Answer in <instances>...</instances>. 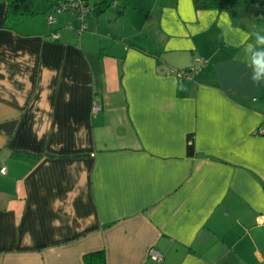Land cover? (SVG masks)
<instances>
[{
    "label": "crops",
    "instance_id": "0c3cea01",
    "mask_svg": "<svg viewBox=\"0 0 264 264\" xmlns=\"http://www.w3.org/2000/svg\"><path fill=\"white\" fill-rule=\"evenodd\" d=\"M88 2L80 34L49 6L7 25L0 0V264H264V83L243 51L264 22Z\"/></svg>",
    "mask_w": 264,
    "mask_h": 264
},
{
    "label": "trees",
    "instance_id": "16d2710c",
    "mask_svg": "<svg viewBox=\"0 0 264 264\" xmlns=\"http://www.w3.org/2000/svg\"><path fill=\"white\" fill-rule=\"evenodd\" d=\"M40 1L43 0H7L6 3L7 6L5 12L6 24L12 25L24 19L37 15L39 12L36 7ZM54 3L55 0L53 1V3L49 5L48 10L54 5ZM192 4L196 11L199 10L230 11L233 9H241L248 12L255 18L256 25H259L264 22V2L261 0H192ZM87 7H88V12L94 11L93 8L89 5V2L87 3ZM48 10L45 11V15L47 14ZM236 25L243 27V25L238 23H236ZM179 71L189 72L190 68L185 70L173 71V74L174 72H179ZM93 103L99 104L98 102H93ZM186 151L189 156L194 155L193 135H188L187 137ZM13 156L15 158L30 162L31 165H34L36 162L40 160V156L38 155L23 153V152L13 153ZM83 262L84 264H106L104 251L100 250L85 254L83 256Z\"/></svg>",
    "mask_w": 264,
    "mask_h": 264
},
{
    "label": "built area",
    "instance_id": "2783aa9c",
    "mask_svg": "<svg viewBox=\"0 0 264 264\" xmlns=\"http://www.w3.org/2000/svg\"><path fill=\"white\" fill-rule=\"evenodd\" d=\"M88 0H55L54 5L48 10L46 14V19L48 24H53L55 22V14L60 13H75L76 16L80 19L81 22V29L80 31H83L86 28V19L88 16V7H87ZM53 38H57V33L52 34ZM199 67H191L189 72L179 71L174 72V74L177 76V78L181 81L182 79H187L189 77H192L194 75ZM173 72V71H172ZM101 110V106L97 103H93L91 107V113L92 115H96ZM5 169L2 168L0 170L1 173H4ZM150 257L154 260H160L161 256L159 253L154 251L153 249L150 250L149 253Z\"/></svg>",
    "mask_w": 264,
    "mask_h": 264
},
{
    "label": "clouds",
    "instance_id": "9594fccd",
    "mask_svg": "<svg viewBox=\"0 0 264 264\" xmlns=\"http://www.w3.org/2000/svg\"><path fill=\"white\" fill-rule=\"evenodd\" d=\"M253 35H255V43H245L243 51L248 60V67L252 68L251 79L255 85L259 86L264 83V35L259 32ZM248 39L246 35L245 42Z\"/></svg>",
    "mask_w": 264,
    "mask_h": 264
},
{
    "label": "rangeland",
    "instance_id": "374dc122",
    "mask_svg": "<svg viewBox=\"0 0 264 264\" xmlns=\"http://www.w3.org/2000/svg\"><path fill=\"white\" fill-rule=\"evenodd\" d=\"M54 0H43V1H40L38 4H37V7L36 8H39L41 9L42 7L44 8H47L51 3H53ZM42 17H44L42 15ZM47 20V19H46ZM86 22V21H85ZM48 23V22H47ZM83 31H80V34L82 33Z\"/></svg>",
    "mask_w": 264,
    "mask_h": 264
}]
</instances>
